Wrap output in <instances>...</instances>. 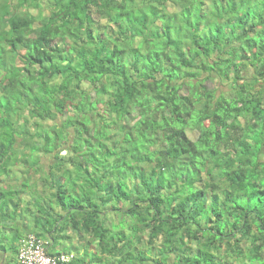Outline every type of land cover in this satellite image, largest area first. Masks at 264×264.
<instances>
[{"label":"trees","instance_id":"1","mask_svg":"<svg viewBox=\"0 0 264 264\" xmlns=\"http://www.w3.org/2000/svg\"><path fill=\"white\" fill-rule=\"evenodd\" d=\"M14 171L17 261L34 234L63 264H264V0H0ZM24 204L43 217L13 240Z\"/></svg>","mask_w":264,"mask_h":264},{"label":"built area","instance_id":"2","mask_svg":"<svg viewBox=\"0 0 264 264\" xmlns=\"http://www.w3.org/2000/svg\"><path fill=\"white\" fill-rule=\"evenodd\" d=\"M19 260L21 264H63L68 259L54 258L47 254L43 242L31 236L22 244Z\"/></svg>","mask_w":264,"mask_h":264},{"label":"crops","instance_id":"3","mask_svg":"<svg viewBox=\"0 0 264 264\" xmlns=\"http://www.w3.org/2000/svg\"><path fill=\"white\" fill-rule=\"evenodd\" d=\"M1 183L2 182H0V186L2 185ZM2 186H1V188H2ZM27 206L28 205L24 204V206H23L24 209H23L21 216L10 221V225H11V228L13 229L12 231H13V235H14L13 240H16L20 236H24L29 232L32 233L33 227H34L33 224L35 222L34 221V215L38 218L43 217L41 214H38L36 209L31 210L34 215L31 214L29 209H25ZM22 216H24L26 218L24 219ZM39 230H42V228H39ZM35 231H37V230H34V232ZM49 236H50L49 234L46 235V237H49ZM13 242H15V241H13ZM17 262L18 261L16 258L13 259V253L11 251L7 250V252H0V263H2V264H11V263L17 264Z\"/></svg>","mask_w":264,"mask_h":264},{"label":"clouds","instance_id":"4","mask_svg":"<svg viewBox=\"0 0 264 264\" xmlns=\"http://www.w3.org/2000/svg\"><path fill=\"white\" fill-rule=\"evenodd\" d=\"M59 120H62V121L64 122L63 117H62L61 115H59V117H58V119H57V123H58ZM51 123H52V122H51ZM46 125H47V126H51L50 123H46ZM58 127H62V126H59V125H58ZM62 155L65 156V155H66V152H65V151L62 152ZM52 157H53V156H50V155L41 156V158H42L41 165H42V166H45V165H44V160H45V159H47V158H51L50 160H52L51 164H50L48 167L46 166V169H47V170H49L50 166L53 165V161H54V160H53ZM18 169H23V168H18ZM24 169H26V168L24 167ZM25 172H26V171H24V172H18L19 175L15 176V177H18V178H17V180H15L13 183L16 182L18 186L23 185V183L26 181V178L29 177V175L26 174ZM11 174H13V172H11ZM19 178H22V180L19 181V180H18ZM4 179H7V178H6L5 176L0 178V182H2V183H1L2 185L4 184ZM7 182H8V181H7ZM7 182H6L3 186L1 185L2 188H1V186H0V189H4V188L7 189V188L5 187V185L8 184ZM5 189H4V190H5ZM22 192H23V191H22ZM22 192H21V193H22ZM23 193H24V192H23ZM23 193H22V194H23ZM29 196H30V193H24V194H23V198H24V199L28 198ZM23 198H22V200H23ZM31 236H33V237H35V238H37L38 240H40V241L43 242V246H44V248L46 249L47 254L50 256V254L48 253V250H49L48 241H45V240H43V239L37 237V236L34 235V234H31V235H29L28 237H26L25 239H23V240H22V243H23L25 240H28L29 237H31ZM20 250H21V249H20ZM62 257H63V258H66V259H72V254L69 255V256H62ZM60 258H61V257H60ZM18 264H21L19 259H18Z\"/></svg>","mask_w":264,"mask_h":264},{"label":"rangeland","instance_id":"5","mask_svg":"<svg viewBox=\"0 0 264 264\" xmlns=\"http://www.w3.org/2000/svg\"><path fill=\"white\" fill-rule=\"evenodd\" d=\"M50 125H52V123H50ZM58 125H59V126H62V125H63V121H62V120H59V121H58ZM60 129H61V128H55L54 131H58V132H59ZM50 159H51V158H47V159L44 160V165H45V166L48 167V166L51 164L52 160H50ZM29 160L32 161L33 159L30 157ZM17 175H19L18 172H17V171H14V172H13V177H14V178L9 179V177H8V178L6 179V180L8 181L7 183H11V182H14L15 180H17L18 177H15V176H17ZM38 175H41V173L39 172V170H37L36 168H34V169L31 171V175H30V177L32 178V180L35 181V180L38 178ZM43 176H44V174H43ZM18 180L21 181L22 178H19ZM29 181H30V180H29ZM32 185H34V184H32ZM14 188H15V187H14ZM0 191L2 192V190H0ZM44 202H46V199H45V198H39V199H38V203H39V204H42V203H44ZM27 209H30V208L28 207ZM7 243H8V241H7ZM1 244H3V242L0 243V245H1ZM3 245H4V244H3ZM8 248H9V247H8ZM8 248H7V249H8ZM8 250L10 251V248H9ZM15 258H16V256L13 255V259H15ZM17 264H18V262H17Z\"/></svg>","mask_w":264,"mask_h":264}]
</instances>
